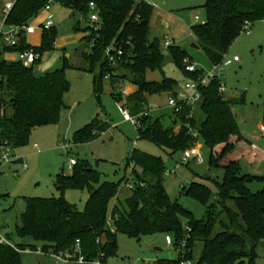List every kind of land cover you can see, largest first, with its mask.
<instances>
[{
    "label": "trees",
    "instance_id": "16d2710c",
    "mask_svg": "<svg viewBox=\"0 0 264 264\" xmlns=\"http://www.w3.org/2000/svg\"><path fill=\"white\" fill-rule=\"evenodd\" d=\"M13 5L4 18L8 27L27 25L49 0H12ZM70 9L71 29L85 32L80 49L66 57L61 52L62 67L50 71H36L37 58L31 67L20 60L10 61L6 53H24L32 48L41 55L54 49L56 28L41 32L38 47H30L25 32L17 36L15 45H6L0 37V146L15 148L28 142L31 130L38 126L55 124L65 107L64 95L69 91V81L64 71L77 68L93 75L95 95L102 89L106 75L114 88L116 84L129 82L135 87L125 97L131 115L136 116L146 109L151 96L172 94L179 83L162 76L159 81L147 80V72L160 71L165 56L181 70L184 78L197 80L202 69L187 72L184 59L191 58L181 47L172 43L164 52L157 38L149 39V20L153 6L133 0H52ZM96 5L99 21L93 27L89 24V3ZM205 12L203 23L191 26L195 44L201 49L210 64L221 63L231 44L240 36L245 22L254 24L264 21V0H206L202 6ZM80 19L87 22L80 27ZM118 35V36H117ZM123 51L115 64L105 54L108 47ZM78 57L79 60L75 58ZM201 99L196 107L204 118L198 122L194 117L187 120L184 114L175 117V123L166 126L160 118L148 115L139 117L138 140H146L159 148L168 149L170 154L182 152L200 137L209 149L210 168L223 171L222 180L216 182L217 193L214 203L204 218L194 215L171 200L163 185L165 165L160 157L144 151H133L126 159L133 164L131 173L143 185L131 190L124 204L111 208L109 226L107 207L118 192V184L107 180L98 181L95 171L87 163H75L72 173L57 175L55 187L58 198L24 197L26 209L17 226L18 236H29L43 243L42 251L49 248L57 251L72 250L78 243L85 258L82 264H93L102 252V264L109 256L116 254V233L139 238L142 235L164 233L173 236L175 245L184 236V227H190L186 257L196 264H243L255 258V246L264 240V158L256 152L249 161L246 149L252 145L238 130L229 100L219 92V80H212L199 88ZM117 97V96H116ZM119 99V97L117 98ZM262 120L264 123V107ZM198 122V123H197ZM109 124L94 119L73 135V143L92 141ZM191 130V131H190ZM193 132L197 133L195 137ZM0 162V174H1ZM140 169V173L135 168ZM95 180L97 186L89 181ZM87 185L89 196L84 209L78 211L69 203L66 190ZM252 185H260L253 190ZM184 189V188H183ZM187 194L206 204L210 198L209 189L198 183H190ZM220 230L214 232L215 226ZM196 243H201L199 257L194 256ZM27 247L0 243V264H24L21 252ZM30 248L35 249L33 245ZM179 254L174 260H158L156 264H178Z\"/></svg>",
    "mask_w": 264,
    "mask_h": 264
},
{
    "label": "rangeland",
    "instance_id": "374dc122",
    "mask_svg": "<svg viewBox=\"0 0 264 264\" xmlns=\"http://www.w3.org/2000/svg\"><path fill=\"white\" fill-rule=\"evenodd\" d=\"M6 1L0 0V8ZM133 1L135 4L144 1L153 6L149 20L150 40L157 38L162 43L167 37L175 45L184 49L191 58V62L198 69H202L204 74L213 70V65L207 60L203 51L191 47V44L195 42L191 26L204 22L205 12L202 6L206 0ZM71 14L70 9L53 3L49 11H40L29 21L30 25L37 27L46 20L48 15H51L56 28L54 49L44 51L40 55L37 65L40 72L62 67V59L57 51L63 52L66 56L81 46L85 32L71 29L73 23ZM89 24L91 25L90 22ZM86 25V20L80 19V27L84 28ZM40 35L41 30L26 35L28 45L38 47ZM233 56H238L240 61L223 65L219 76L220 82L224 85L223 95L226 99L240 101L229 106L235 116L238 130L245 140L255 144L259 150H264V137L258 129L259 126L264 125L262 120L264 21L254 22L249 33H241L228 48L223 62L231 60ZM5 57L12 61L16 58V54L6 53ZM162 72H147L146 79L159 81L162 76H165L179 84L184 79L181 70L166 56ZM64 74L70 87L64 95L65 107L61 111L58 122L33 128L26 144L11 148V157L20 158L21 161L1 165L0 235L7 240V244L23 245L31 250L21 253L22 262L24 264H65L39 251L42 242L29 236H18L16 228L21 225V215L26 209L24 197H59L55 180L61 173L66 175L72 173L74 166L69 169L70 159H74L78 165L87 163L95 171L99 182L107 180L118 184L116 196L108 203V220L111 208L115 204H124L125 198L131 194L128 185L133 186L137 180L131 173L132 165L126 161L133 151H144L160 157L166 168L163 174V185L170 199L177 200L196 219L204 218L206 211L214 203V196L217 193L216 182L222 180L223 171L209 167V149L203 140L198 137L193 143L200 147L201 162L198 163L196 160L182 162L180 152L170 154L168 149L159 148L146 140H138L137 126L126 120L119 110V106L127 107L125 97L132 84L125 81L113 88L110 80L105 78L102 81L101 91L95 95L91 73L77 68H67ZM167 98V93L152 96L149 101L151 104H148L163 107L162 122L165 127L171 125V112L165 108ZM193 116L198 122L204 118L198 109ZM94 119L108 123L109 128L100 132L90 142L74 144V133ZM178 126L176 124V130ZM193 135L197 133L193 132ZM135 169L140 173L139 168ZM192 182L209 189L210 198L206 204L186 193ZM89 183L94 187L97 186L95 180H90ZM259 187L260 185H252L253 190ZM88 196L87 185L82 188L68 189L64 194L65 199L78 211L84 209ZM108 224L112 229L110 220ZM219 230L220 227L216 225L214 232ZM165 236L164 233H154L134 238L123 233H116V254L109 256L105 264H156L158 260H174L177 258V252L172 246L166 244ZM30 245H36L38 250L32 252L34 249L30 248ZM200 251L201 243H196L194 249L196 259ZM255 255L252 264H264V247L256 245ZM243 264H251L250 259L245 258Z\"/></svg>",
    "mask_w": 264,
    "mask_h": 264
},
{
    "label": "built area",
    "instance_id": "2783aa9c",
    "mask_svg": "<svg viewBox=\"0 0 264 264\" xmlns=\"http://www.w3.org/2000/svg\"><path fill=\"white\" fill-rule=\"evenodd\" d=\"M53 4L52 0L47 1V3L43 6L41 11H49L51 9V6ZM13 5V1L6 2L3 8V18L0 21V37L3 39V42L6 45H15L17 36L19 33L23 30L25 32V36L28 34L34 33L36 30H48L53 27H55L52 16L48 15L46 20L38 25L37 27H34L30 25L29 23L27 25H23L21 27H8L4 24V18L6 14L10 11L11 7ZM96 5L93 2L89 3V22L91 23V26L97 27L99 18L95 11ZM250 22H245L241 33H249V29L251 27ZM173 42L167 37L164 38L163 42L161 43L162 48L164 49V52L166 51L167 47L171 45ZM105 54L108 58V61L111 64H115L118 59L121 58L123 55V51L120 48H115L114 46H110L106 49ZM16 60L22 61L23 65L26 67L33 66L35 60L40 57V55L35 52L32 48L25 51L24 53H17ZM240 58L238 56H233L231 60H227L225 62H221L218 64L213 65V70L210 72L204 74L202 71L201 76L197 80L192 79H186L184 78L183 81L179 84L177 89L174 93L169 94L167 98V103L165 105V108L169 109L171 114L175 117L181 115L185 110H187V113L184 114V117L189 120L191 117H194V112L196 110V107L201 99V94L199 91V88L201 86L208 85L212 80H219V92L221 94L224 93V85L220 82V75L222 66L226 65L230 62H238ZM184 68L187 72H194L198 70L195 64H193L188 58L184 59ZM109 75H106L105 78L109 79ZM119 84V83H118ZM116 84L115 86H117ZM148 109H145L141 113H139L136 116H133L130 114L127 107L119 106V110L121 111L122 115L126 120H129L132 124L136 125L137 127L140 126L139 117L148 115L149 117H152L151 112H153L156 109H159V106L156 105H148ZM179 125V124H178ZM179 127V126H178ZM259 131L261 135L264 137V125L259 126ZM191 131V130H190ZM193 134V131H192ZM197 136V135H194ZM200 147L196 145H192L190 147L185 148L181 152V161L182 162H188L189 160H196L198 163L201 162V154L199 151ZM11 148L7 145L0 146V162L1 164L10 163L13 160V157H11ZM76 163L74 159L69 160V169ZM132 169H133V164ZM132 171V170H131ZM171 172V171H168ZM136 185H143V183L139 180H136L134 185H128V188L132 190ZM113 231V228L111 229ZM185 234L184 236L179 240V242L175 245L174 238L170 234H167L165 236V242L169 246H172L177 254H179V260L178 264H196L195 261L189 259L186 257V254L188 252L187 247V241L189 238V231L190 227L185 226L184 227ZM0 243L7 244V240L0 235ZM42 253V249H40ZM46 255L54 257L57 261L65 262L67 264H82L85 262L84 256L81 254L79 244L77 243L75 247L72 250H65V251H57L55 252L53 249L49 248L46 252ZM104 257V254L101 252L99 257L93 261V264H102V259Z\"/></svg>",
    "mask_w": 264,
    "mask_h": 264
},
{
    "label": "crops",
    "instance_id": "0c3cea01",
    "mask_svg": "<svg viewBox=\"0 0 264 264\" xmlns=\"http://www.w3.org/2000/svg\"><path fill=\"white\" fill-rule=\"evenodd\" d=\"M9 1H12V0H7L6 2H9ZM5 2V3H6ZM5 3L2 5V8H0V21L2 20V18H3V8H4V5H5ZM166 25V24H165ZM253 25V24H252ZM27 38V37H26ZM27 40V39H26ZM40 42H41V35H40ZM80 49V47H78L77 49L75 48L73 51H71L70 53H68L67 55H66V57H68V56H71L72 54H74V53H76L78 50ZM57 53H58V55H60L61 56V51H57ZM16 58H17V55H16ZM15 58V59H16ZM76 60H79V58L78 57H76L75 58ZM240 61V60H239ZM238 61V62H239ZM238 62H235V63H238ZM37 71L38 70H40L39 69V66H37V69H36ZM134 90H135V87L132 85V87H129L128 88V90H127V95L128 94H130V93H133L134 92ZM152 97V96H151ZM150 97V98H151ZM150 98H149V101H150ZM149 104H151L150 102H149ZM162 109H163V107L161 106H159V109H156V110H154L153 112H151V114H152V118H160L161 119V121H162V116H163V113H162ZM161 111V112H160ZM170 121H171V125L172 124H174L175 123V120H174V116L171 114V116H170ZM176 124V123H175ZM178 125V124H177ZM174 128H176V125H174ZM246 153L248 154V157H249V161H253V159H255V157H257L256 156V152H258V153H260L261 152V155H262V157L264 158V150H259V148L255 145V144H252L250 147H248L246 150ZM260 151V152H259ZM20 162L21 161V159L20 158H13V160L11 161V162ZM42 245H43V243L41 244V246H39L40 247V249L42 248ZM34 247H35V249L34 250H32V252H36L37 250H38V248L36 247V245H33ZM28 251H31V250H29L28 248L27 249H25V250H23L22 252H28ZM21 252V253H22ZM63 263H65V262H63ZM65 264H67V263H65Z\"/></svg>",
    "mask_w": 264,
    "mask_h": 264
},
{
    "label": "water",
    "instance_id": "95a60500",
    "mask_svg": "<svg viewBox=\"0 0 264 264\" xmlns=\"http://www.w3.org/2000/svg\"><path fill=\"white\" fill-rule=\"evenodd\" d=\"M118 36V35H117ZM191 47H193V48H198V46L195 44V42H193L192 44H191ZM10 63H11V61H10ZM37 71V70H36ZM255 245H259V246H261V247H264V240H260L258 243H253V246H255Z\"/></svg>",
    "mask_w": 264,
    "mask_h": 264
}]
</instances>
